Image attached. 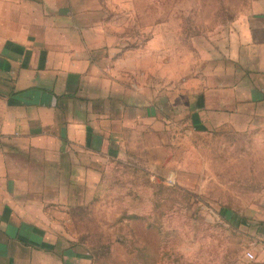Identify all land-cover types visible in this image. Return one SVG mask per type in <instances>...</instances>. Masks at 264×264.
I'll return each mask as SVG.
<instances>
[{"label":"crops","instance_id":"obj_1","mask_svg":"<svg viewBox=\"0 0 264 264\" xmlns=\"http://www.w3.org/2000/svg\"><path fill=\"white\" fill-rule=\"evenodd\" d=\"M92 5L100 0H0V264H91L79 223L122 167L153 182L181 124L242 134L212 147L241 150L254 186L242 194L259 198L226 210L245 245L232 264H264V9L243 16L236 50L213 52L192 93L108 66L106 41L91 44L107 34Z\"/></svg>","mask_w":264,"mask_h":264},{"label":"rangeland","instance_id":"obj_2","mask_svg":"<svg viewBox=\"0 0 264 264\" xmlns=\"http://www.w3.org/2000/svg\"><path fill=\"white\" fill-rule=\"evenodd\" d=\"M95 7L104 14L99 26L107 34L93 36L91 44L106 41L102 56L108 66L159 91L171 79L174 87L182 81L194 93V78L217 62L213 52L228 43L236 50L241 19L264 9V0H100ZM180 126L153 182L122 167L89 220L79 223L91 264H232L244 251L243 236L228 226L226 210H241L259 198L242 194L254 186L243 179L249 176L243 174L241 150L212 147L242 140V134L183 132L187 125Z\"/></svg>","mask_w":264,"mask_h":264},{"label":"built area","instance_id":"obj_3","mask_svg":"<svg viewBox=\"0 0 264 264\" xmlns=\"http://www.w3.org/2000/svg\"><path fill=\"white\" fill-rule=\"evenodd\" d=\"M247 255H248V257L252 258V255L250 253H248Z\"/></svg>","mask_w":264,"mask_h":264}]
</instances>
